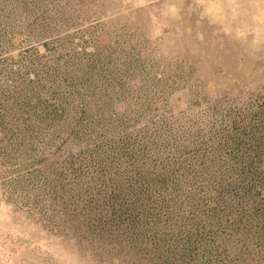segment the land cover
<instances>
[{
	"label": "trees",
	"instance_id": "1",
	"mask_svg": "<svg viewBox=\"0 0 264 264\" xmlns=\"http://www.w3.org/2000/svg\"><path fill=\"white\" fill-rule=\"evenodd\" d=\"M8 1L0 0V13L9 16ZM28 25L21 47L0 55L4 158L18 152L22 167L33 158L30 174L72 207L83 204L86 225L143 240L169 264L264 257L261 92L191 113L164 115L156 100L143 111L141 88L128 82L132 71L116 53L92 50L77 35L32 43L34 32L44 36L59 24ZM128 94L138 98L135 115L111 106Z\"/></svg>",
	"mask_w": 264,
	"mask_h": 264
},
{
	"label": "rangeland",
	"instance_id": "2",
	"mask_svg": "<svg viewBox=\"0 0 264 264\" xmlns=\"http://www.w3.org/2000/svg\"><path fill=\"white\" fill-rule=\"evenodd\" d=\"M8 2L12 15L0 13V55L21 47L29 23L37 22V31L42 22L58 23L44 36L34 32L30 42L77 35L92 50L116 53L122 67L132 71L128 82L141 88L136 96L145 102L143 111L154 100L162 105L160 113L171 115L191 113L203 103L225 105L253 93L264 95V0ZM130 97H115L111 106L135 115L138 98ZM5 143L3 138L0 144ZM4 157L0 153V264H169L153 259L152 247L143 240L86 225L83 204L72 207V199L62 200L50 184L30 174L33 158L22 167L18 152ZM239 262L264 264V257L247 255Z\"/></svg>",
	"mask_w": 264,
	"mask_h": 264
}]
</instances>
